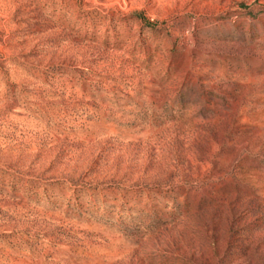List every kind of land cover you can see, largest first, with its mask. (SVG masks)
I'll return each mask as SVG.
<instances>
[{
    "label": "rangeland",
    "instance_id": "1",
    "mask_svg": "<svg viewBox=\"0 0 264 264\" xmlns=\"http://www.w3.org/2000/svg\"><path fill=\"white\" fill-rule=\"evenodd\" d=\"M0 264H264V0H0Z\"/></svg>",
    "mask_w": 264,
    "mask_h": 264
}]
</instances>
